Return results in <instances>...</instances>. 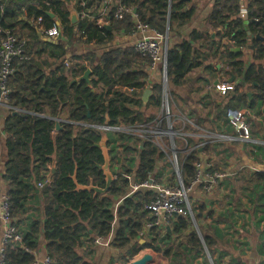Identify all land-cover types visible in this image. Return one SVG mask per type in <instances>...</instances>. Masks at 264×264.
<instances>
[{"label":"trees","instance_id":"16d2710c","mask_svg":"<svg viewBox=\"0 0 264 264\" xmlns=\"http://www.w3.org/2000/svg\"><path fill=\"white\" fill-rule=\"evenodd\" d=\"M81 1L85 2L86 15L77 16L72 23V13L77 14ZM238 1L214 0L203 20L204 28L193 29L187 39L171 43L177 30L193 21L194 1L113 0L101 13L103 0H0V29H11L24 37L29 57L16 61L14 72L7 78V105L11 108L0 123V131L5 135L2 141L4 194L8 196L12 224L22 237L21 243L6 244L5 264H34L41 238L47 256L56 264H96L87 254L96 237L105 238L110 234V246L120 253L108 264L126 263L145 248L162 254L169 264H192L199 259L198 264H209L204 246L212 264H222L221 256H214L215 241L208 233L212 230L220 237L222 231L211 222L198 226L202 214H194L202 240L192 232L191 220L178 216L169 230L151 229L140 243L139 233L150 221L144 206L154 195L148 190L135 191L114 210L115 203L129 191L125 176L130 169L123 163L117 166L116 176L106 193L94 195L92 191L75 190L74 172L76 182L83 186L92 183L104 188L105 179L96 166L103 163L101 150L95 145L100 142L102 132L77 128L74 123L103 125L107 118L109 125H128L154 118L145 110L150 105H160L162 84L160 81L148 84L147 68L151 59L139 54L134 44H112L116 35L129 34L136 30L137 23H142L154 33L167 36L166 76L170 96L179 95L177 89L183 87L191 70L204 65L205 71L217 72L218 79L233 75L239 79L240 86L253 88L249 99L242 91L229 99L227 106L256 111V116H263L264 125V0L248 1L247 24L238 17ZM119 5L135 9V16L125 13L115 19ZM39 17L44 29L58 26L63 39L46 40L34 24ZM257 35L263 40L256 39ZM81 43L93 48L76 54L71 46ZM246 46L252 50V62L248 64L241 60ZM224 57L227 64L214 69ZM210 61L213 64H207ZM87 69L90 86L85 81L71 83ZM146 89L150 94L144 104L142 97ZM202 94L201 90L199 96ZM13 111L17 113L12 114ZM59 111L67 122L60 123L62 128L56 131L53 119ZM225 124L221 118V125ZM105 135L110 156L120 154L117 150L120 142L125 163L136 160L135 181L145 180L154 171L156 162L164 158L149 141L133 149L125 143L123 135ZM187 142L191 144L192 140ZM211 149L207 145L203 152ZM197 154L195 149L182 158L180 171L186 184L194 178ZM115 161L119 163L118 158ZM115 161L110 162V168ZM255 177L264 181L262 173H256ZM248 199L251 201V197ZM205 205L202 201L194 211L203 213ZM213 214L208 211L205 219H212ZM225 218L226 215H218L215 223ZM82 247L86 249L83 254L79 252Z\"/></svg>","mask_w":264,"mask_h":264},{"label":"crops","instance_id":"0c3cea01","mask_svg":"<svg viewBox=\"0 0 264 264\" xmlns=\"http://www.w3.org/2000/svg\"><path fill=\"white\" fill-rule=\"evenodd\" d=\"M187 1H190V3L194 1L196 3V11L193 17V21L190 24L182 26V28L177 30L176 35H174L171 39V43L182 39H187L188 35L193 29L201 31V29L204 28L203 20L210 13L211 6L214 2V0H187ZM110 2L111 0H103V7L101 9V13H104L105 10L104 8L106 6H109ZM59 34H61V31ZM143 35L146 37H154V34L149 31H146ZM140 36L141 33L136 30L129 34L122 32L116 35V38L112 44L120 45V46L133 45L136 39ZM56 38L57 37L50 38V40L51 41L55 40L53 42H56ZM223 40H224L223 42L227 43L226 39ZM229 42L230 44L233 43L232 41ZM74 45L71 47L74 49V52L76 54H80L88 49L93 48L92 45H88L84 43H81L80 45H76V44ZM65 47L69 48L67 45ZM71 47L70 50L72 49ZM246 48L248 47L246 46L244 49H242L241 60L243 61L244 64H247L248 62L249 63L252 62V50L250 48L248 49ZM95 50H99V49H95ZM235 51H239V49ZM67 55L69 56L70 54L68 53ZM248 55L249 57H251V59H247ZM207 64H213V62L210 61L207 62ZM225 64L227 63H226V58L224 57L221 61L218 62L217 65H214L213 68L220 69ZM147 71L149 75L148 84H153L155 81L158 82L160 81L161 83L159 64L152 66L151 63L147 68ZM218 76L219 74L217 72L205 71L204 65H200L192 69L191 72L187 75L186 82L181 88L182 89L181 93H179L180 88L177 89V92L179 93L180 96L177 94L173 96V98H174L175 106L178 108L179 106H182L183 107L182 113L188 114L189 117L191 116L192 118L189 119V117L184 116L183 114L179 115V117L184 116L188 118V120H190L191 122L190 126H186L187 127L186 130L191 129L190 132L193 134L194 137L191 138V140L196 141V143L193 144L192 146L201 145L197 149L198 160L210 162L212 164V167H215L214 164L215 160L218 159L217 161L221 163L219 160L223 159L224 160L223 165H226L227 169L220 171L230 170L232 172L230 176L224 178V180L223 179L221 180L222 182H220L221 185L219 186L218 189L219 191L218 196L225 197V194H229L228 195L229 198L228 203H229L231 197L232 198L235 197L232 195L234 194L237 195V189L240 190V193L244 192V194L241 196H236L237 202H234V204H226V206L223 207L218 206L216 207L217 210H214L213 208H215L214 206L215 204L212 205L214 203V200H211L212 198L211 199L202 198L200 194L197 193L195 194L196 199H193V201L191 200L193 202V206H192L193 217L192 218L188 217V218L194 224H196V220L194 218L196 214L198 215L202 214L203 218L205 219L204 213H198L194 211L195 207H197L196 200L205 201L207 207L209 208L208 210L214 212L212 219L208 218L206 223L211 222L213 223L214 226H216L218 229L222 231L221 232L222 235L220 237H216L212 230L208 231L209 235L212 236L215 241V244L213 245L215 249L214 256L217 257L220 255L221 256L220 262L222 264H264V181L261 182L255 177L256 173L264 174V146L260 147V146H254L248 144H241L239 142L209 141L207 140V138L199 137V135H205L207 133L214 134L219 132H226V133L234 134L235 132L232 126L227 122L225 117V109L229 107L227 106L228 101L232 97L237 96V94L241 93L242 91H245L247 93V97H248V93H250V97L254 93L253 88L248 87L247 85L243 87L240 86L239 79L233 75L225 79L223 78L218 79ZM221 81H225L226 83H232L234 84L235 88L233 90L228 91L226 94L222 95L216 92V90L214 89V85L217 82H221ZM196 88L197 90L198 88L200 89L199 92L201 90L203 91L202 96H199V92L196 91ZM196 92H197V96H193V94L194 93L196 94ZM250 97H248V99ZM146 102L143 101L144 104ZM149 107H152V105H150ZM10 108L11 107H8L7 103L6 105L0 103V123L2 117L7 114V111ZM237 109H241L245 111L247 118L251 123V133L255 135V137L257 138L259 137L261 139H264V125H262L261 123L263 122V116H256L255 115L256 111L253 113L250 109L245 108L243 106H240ZM60 116H61L60 123H64V122L66 123L67 121L62 118V114H60ZM221 118L225 119L226 121L225 125H221ZM74 125L77 128H80L79 127L80 125L77 122L74 123ZM4 137L5 135L3 134L2 131H0V196L4 193L6 187V182L3 179V170H4L3 167L5 162V155L2 149V141L4 140ZM198 142H201V144H198ZM207 145L211 146L212 149L209 150V152L207 151L203 152V148ZM246 149H248L249 151ZM118 151H120V154L118 153L117 154L118 156L116 155V158H118L119 163L115 161L116 158L112 159L110 162L115 161V165L114 167L111 168H116L115 171L117 172V168H118L117 166L123 163L122 165L130 169V172L127 173L128 175L125 177L128 179V181L129 180L132 181L133 178L135 179V169L137 167L136 160H134L135 166L133 168L129 167L126 164L127 162L125 163L123 159V152H122L123 147L121 150ZM245 151H247L248 154ZM135 153L136 152L134 151L133 152L134 156ZM221 155H223L222 158ZM236 160L237 161L240 160L238 164L235 163ZM162 163H159L158 166L156 165L154 171L152 172V175L158 180H160L163 175L165 176V178L167 176H169L170 178L173 177L174 175L173 171H172V175H167L164 173L159 177L157 176V174L160 173L161 168L159 167H162ZM218 166L220 167L221 165ZM242 168L248 169L247 176L245 178L247 182L242 183L238 186L237 181L235 180L234 177ZM197 188H201V187L196 186L193 188L192 192L189 195L190 199L192 193ZM216 192L217 190L214 192V194H216ZM130 194L132 193H130V189H129L127 194L115 203V208H114L115 211L117 210L119 204ZM249 197H251V201H249L248 199ZM221 214L226 215L227 219L225 218L224 220L222 219L221 221L215 223L218 215ZM39 215H41V210L39 211ZM175 218L171 219L168 226H164V229L163 228L162 229L156 228V229L160 231L168 230L167 228L170 229V224ZM206 223H200L198 221V226L199 225L204 226ZM207 227L208 226L206 225V228ZM231 227L235 229L233 237L232 235L229 234V229ZM197 230L199 231V228ZM194 232L197 233V231ZM149 233L150 232L148 231L145 235L142 236V239H140V243L143 242V238H145ZM111 239H112V234H110V236L108 237L101 238V240L98 242L94 241L93 242L94 246L91 248L92 250L87 254L88 259L95 262L96 264H108L111 258L118 257L120 251L110 246ZM149 251L154 254H159L152 251L151 249L145 248L140 250L138 253H136L126 263H114V264H130L134 261L141 260L145 257L147 258L145 264H152L153 261L155 260L156 255H153ZM79 252L83 254V252H86V249L82 247L79 249ZM206 252L208 251L206 250L205 253ZM46 255L47 253L45 250V242L41 238L39 241L38 249L35 251L36 261L39 262ZM160 256L161 257L158 259L159 264H169V260L167 258H165L162 254H160ZM198 262H200V260H197L195 264H198Z\"/></svg>","mask_w":264,"mask_h":264},{"label":"built area","instance_id":"2783aa9c","mask_svg":"<svg viewBox=\"0 0 264 264\" xmlns=\"http://www.w3.org/2000/svg\"><path fill=\"white\" fill-rule=\"evenodd\" d=\"M248 1H238V17L247 19L248 16ZM79 11L77 16L83 18L86 15L85 2L81 1L79 4ZM125 13H135L131 8L125 5H119L114 13V18L119 19ZM37 31L45 37L55 38L59 35L60 29L58 26H53L49 29H44L41 18L34 21ZM101 24V21H98ZM136 31L141 33V36L134 42L135 50L144 57L151 59L152 66L159 64L161 72L162 96L159 105V114L155 115L153 119L135 124H103L94 125L86 122H77L81 127L97 129L102 134L110 133L114 136L123 135L125 143H128L133 149L141 147L146 141H149L159 149L163 154L164 162H168L169 167L173 171V177L163 175L160 180L156 179L152 173L148 175L145 180L140 182L133 178L129 182L130 193L138 190H148L153 193V199L144 206L145 210L150 215V221L146 223L139 236L142 237L148 231L154 228L164 229L168 226L171 219L178 216L193 217L190 193L196 186L202 187L204 190L213 191L218 183L230 176V170L220 171L212 167L210 162L197 160L194 163V178L186 184L181 176L180 161L177 156L178 148L174 145V137L180 136L182 140L187 143L188 139L194 138L191 132L177 133L174 129V124L171 119L170 112V97L168 98L165 86H167L166 76V53H167V36L156 34L149 30L144 24L137 23ZM149 31L154 34V37H146L143 34ZM2 38L0 39V103H7V78L14 72V63L16 61H24L29 57L26 54V39L16 35L11 29H0ZM68 63H66L67 65ZM235 88L234 84L226 83L225 81L217 82L214 85L216 92L224 95L228 91ZM9 107V106H8ZM180 117L182 118L180 120ZM179 121L182 124L181 130L184 127L190 126L191 122L188 118L180 116ZM225 117L227 122L232 126L234 134L219 132L199 137L207 138L209 141H228L239 142L241 144H248L254 146H264V139L254 137L251 133V123L249 122L244 110L228 107L225 109ZM71 123V122H70ZM197 137V136H195ZM201 145H194L190 147V151L198 149ZM117 149L121 150L120 142L117 143ZM189 151V152H190ZM38 186H42L38 184ZM0 264H5V246L8 243H21L22 237L17 228L12 224L8 196L2 194L0 196ZM100 237L94 239L95 242L100 241ZM34 264H56L55 260L47 255L39 262L35 260Z\"/></svg>","mask_w":264,"mask_h":264},{"label":"rangeland","instance_id":"374dc122","mask_svg":"<svg viewBox=\"0 0 264 264\" xmlns=\"http://www.w3.org/2000/svg\"><path fill=\"white\" fill-rule=\"evenodd\" d=\"M113 3V0H111V4ZM246 49H248V48H246ZM247 59H251V57H249V55L247 56ZM250 61V60H249ZM249 63V62H248ZM247 63V64H248ZM160 76H161V72H160ZM200 86V85H199ZM165 90H166V92H167V95H168V98L170 97V101H169V104H170V108H171V110H170V112L172 113V116H171V119H172V121H173V124H174V129H175V131L177 132V133H181V132H190V130L191 129H189V130H186V128L184 129V130H181V127H182V124L180 123V121H179V115L180 114H183L184 116H187V117H189V115L188 114H185V113H182L183 112V109H179L178 107H176L175 106V102H174V98H173V96H170L169 95V92H168V86H165ZM181 90L182 89H180L179 90V93H181ZM196 91H197V88H196ZM193 96H197V92H196V94L194 93L193 94ZM173 102H174V104H173ZM159 106L158 107H149V108H147L146 110H145V113L147 114V115H151L152 117H154L155 115H157V114H159ZM181 111V112H180ZM189 118H191V116L189 117ZM182 118L180 117V120H181ZM208 128V127H207ZM204 129H206V128H204ZM253 135V134H252ZM254 137H255V135H253ZM259 138V137H258ZM174 145L176 146V148H178V149H180L179 150V153L177 154V156H178V158H179V161H180V164H179V167H180V165H181V161H182V158L184 157V155H185V153H188L189 151H190V147H192V145L193 144H195L196 143V141L195 140H192V143L191 144H188V142L187 143H185L183 140H182V138L180 137V136H175L174 137ZM176 142H177V144H176ZM198 144H201V142H198ZM224 145V144H223ZM221 146V145H220ZM246 150H248V149H246ZM249 151V150H248ZM191 152V151H190ZM247 154H248V152L247 151H245ZM212 154H215V153H212ZM211 154V155H212ZM222 156L223 155H221V158H222ZM218 159H216L215 160V167H213V168H216L217 167V169H219V170H225V169H227L226 167V165H223V163H224V160L223 159H221V160H219L221 163H219L218 161H217ZM239 161L240 160H236L235 161V163L236 164H238L239 163ZM162 162H163V158H162ZM162 162H160V161H157L156 163V165L158 166L159 165V163H162ZM127 164V166H129V167H134L135 166V163L134 162H127L126 163ZM169 163L168 162H163L162 163V167H159V168H161L160 169V173L159 174H157V176L159 177L160 175H162V174H167V175H172V170H171V168L169 167V165H168ZM218 165H221L220 167L218 166ZM235 166V165H234ZM237 167V166H236ZM247 172H248V169H246V168H242L236 175H235V180L237 181V185L239 186L240 184H242V183H245V182H247V180H245V178H246V176H247ZM224 180V179H223ZM220 182H222V181H220ZM220 182L218 183V185H217V187L214 189V191H211V192H208V191H206V190H204L202 187L201 188H197V189H195V191L192 193V195H191V200L193 201V199H196V196H195V194H197V193H199L200 194V196L202 197V198H212L211 200H214V203L212 204V205H214L215 206V208H213L214 210H217V208L216 207H223V206H226V204H234V202H237V198H236V196H241V195H243L244 194V192H242V193H240V190L239 189H237V195L236 194H234V195H232V196H235V197H231V199H230V201H229V203H228V195L229 194H225V197H223V196H218V193H219V191H218V189H219V186L221 185L220 184ZM217 190V192H216V194H214V192ZM191 201V203H193ZM203 200H196V204H197V206H199L200 204H201V202H202ZM213 202V201H212ZM209 208L207 207V205H205V211H203V213L206 215L207 214V212L209 211L208 210ZM199 222L200 223H206L207 222V219H200L199 220ZM191 229L193 230V231H197V233H198V236L201 238V235H200V232L197 230L198 228H197V225L196 224H194V223H192V226H191ZM232 229V230H231ZM234 228L233 227H231L230 229H229V234L230 235H232V237H233V234H234ZM201 240H202V238H201ZM204 249H205V251L207 250L206 249V247L204 246ZM150 252V251H149ZM150 253H152V252H150ZM153 255H156V257H155V260L153 261V263L152 264H159V262H158V259L161 257L160 256V254H154V253H152ZM205 256L207 257V258H209L208 259V262H209V264H212V261L210 260V256H208V252H206L205 253ZM200 260V259H199ZM195 260L194 261H192V264H195ZM198 263H200V262H198ZM181 264V263H180ZM184 264H187L186 262L184 263Z\"/></svg>","mask_w":264,"mask_h":264},{"label":"water","instance_id":"95a60500","mask_svg":"<svg viewBox=\"0 0 264 264\" xmlns=\"http://www.w3.org/2000/svg\"><path fill=\"white\" fill-rule=\"evenodd\" d=\"M135 9L133 10V13H135ZM77 19V15L76 13H72V16H71V22L74 23ZM244 23L247 24L248 23V20H244ZM248 35H250L251 37H254L250 32H247ZM57 38H61V34H59L57 36ZM56 38V40H57ZM256 39H260V40H263V38L259 35L256 36ZM46 40L48 41H51L50 38H46ZM55 41V40H52V42ZM235 50H238V48H236ZM89 75H90V70L87 69L84 74L80 77H78L77 79L75 80H72L71 83H74V82H79V81H85L86 84L88 86H90V79H89ZM149 94H150V90L149 89H146L143 93V97H142V101L146 102L148 97H149ZM248 97H250V93H248ZM17 111H13L12 114H16ZM54 122H55V130H59L62 128L61 124H60V121H61V116H60V111L57 115L56 118L53 119ZM105 124H108V119L106 118V121H105ZM106 141H107V137L105 134L102 135L101 137V140L99 143L95 144L96 147H99L100 150H101V154H102V157H103V163L101 165H96L97 168L99 170L102 171V174L104 176V179H105V187L104 188H99L97 186H94L92 183H90L89 185H79L77 182H76V178H75V172L74 174L72 175V179L75 183V190H87V191H92L94 195L96 194H104L108 191L112 181L114 180L115 178V173L116 171L115 170H112L110 168V161L114 158H116V155H113V156H110V153H109V149L106 145ZM47 184L44 185V187L46 186ZM169 230V228H167ZM147 258H143L141 260H138V261H134L130 264H145Z\"/></svg>","mask_w":264,"mask_h":264}]
</instances>
